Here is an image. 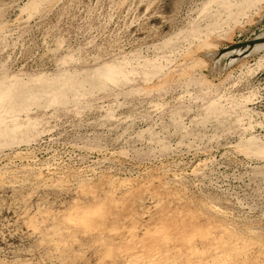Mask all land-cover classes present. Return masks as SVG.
<instances>
[{"label":"rangeland","instance_id":"374dc122","mask_svg":"<svg viewBox=\"0 0 264 264\" xmlns=\"http://www.w3.org/2000/svg\"><path fill=\"white\" fill-rule=\"evenodd\" d=\"M263 18L264 0H0V264H264ZM106 63L130 82L79 80Z\"/></svg>","mask_w":264,"mask_h":264},{"label":"bare ground","instance_id":"6f19581e","mask_svg":"<svg viewBox=\"0 0 264 264\" xmlns=\"http://www.w3.org/2000/svg\"><path fill=\"white\" fill-rule=\"evenodd\" d=\"M6 41H8V40H6ZM256 46L254 47V51H256V53H259L263 49V47H261L259 49ZM259 46H264V44H259ZM74 58L72 57V58H69V59L72 60ZM66 62L68 63V61L64 60V62H61V64L64 63L66 65ZM71 62L73 63L74 60H72ZM96 67H97V69L93 68V70L90 69L91 71H88V72L85 71V73L83 71V73H80L81 74V78H79V80L81 81L82 79H85V80L87 79V84H88L89 87H92L93 89L95 87L96 88L98 87L101 91H106V92L108 90H110V89L113 90L112 89L113 87H119V86H123L125 84H128V81L130 82L129 78L133 74L132 72L127 71V70H125L124 72L121 71L120 73L119 72H116V73H113V74L108 73V72H110V71H108L110 69L113 70V71L117 70L118 69L117 68V64L116 65L115 64L111 65V64H107L106 63V65H104L102 67L100 66V68H99V66H96ZM61 69L62 68H59L60 71H62ZM96 72H98L101 75H99V76L94 75ZM13 75L14 74H12V77L8 76V74H5V75L1 76V78H0L1 79V81H0V96L2 94L1 91H5L6 90L8 92L9 91L12 92V90L14 89V86L16 85L15 79L17 77H16V75H14V76ZM110 80H112V81H110ZM21 81H22V79H21ZM25 81L27 82V80H23L22 84L25 85V83H24ZM13 96H15L14 93L13 94L11 93L10 96L7 97V100H6L7 104L13 99Z\"/></svg>","mask_w":264,"mask_h":264},{"label":"built area","instance_id":"2783aa9c","mask_svg":"<svg viewBox=\"0 0 264 264\" xmlns=\"http://www.w3.org/2000/svg\"><path fill=\"white\" fill-rule=\"evenodd\" d=\"M259 33H264V18L254 25L253 31L251 32V36Z\"/></svg>","mask_w":264,"mask_h":264},{"label":"water","instance_id":"95a60500","mask_svg":"<svg viewBox=\"0 0 264 264\" xmlns=\"http://www.w3.org/2000/svg\"><path fill=\"white\" fill-rule=\"evenodd\" d=\"M254 47H249L248 49L244 50V49H241V50H236L234 51V53H229V54H226L225 56H229L231 54H239V55H243V54H247V55H254L256 54V51H254ZM232 62H230V64H232Z\"/></svg>","mask_w":264,"mask_h":264}]
</instances>
